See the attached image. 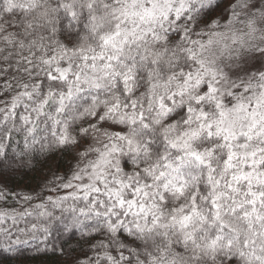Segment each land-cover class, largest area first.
<instances>
[{
	"label": "snow or ice",
	"instance_id": "6c2138e0",
	"mask_svg": "<svg viewBox=\"0 0 264 264\" xmlns=\"http://www.w3.org/2000/svg\"><path fill=\"white\" fill-rule=\"evenodd\" d=\"M15 135L76 164L0 208L5 251L264 264V0H0V157Z\"/></svg>",
	"mask_w": 264,
	"mask_h": 264
},
{
	"label": "trees",
	"instance_id": "16d2710c",
	"mask_svg": "<svg viewBox=\"0 0 264 264\" xmlns=\"http://www.w3.org/2000/svg\"><path fill=\"white\" fill-rule=\"evenodd\" d=\"M22 149L23 137L15 135L8 144L6 155L0 157V191L10 197L6 201L0 200V208L19 207V194L44 192L45 186H51L57 176H64L76 164L74 154L56 148L40 150L36 145L21 157L17 154ZM90 239L81 237L79 232L75 236L65 234L62 238L52 236L47 243L48 251L37 252V247L43 249L44 245L38 239L29 238L26 245L17 246L19 251L11 252L4 250L8 241L0 236V264H73L77 258L85 259V253L92 255ZM53 245L57 249L63 247V251L53 252Z\"/></svg>",
	"mask_w": 264,
	"mask_h": 264
}]
</instances>
